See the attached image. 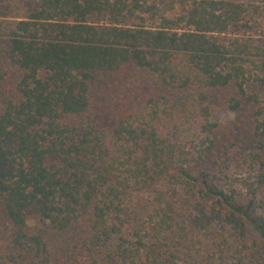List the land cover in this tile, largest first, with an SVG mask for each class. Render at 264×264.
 Listing matches in <instances>:
<instances>
[{"label": "trees", "instance_id": "16d2710c", "mask_svg": "<svg viewBox=\"0 0 264 264\" xmlns=\"http://www.w3.org/2000/svg\"><path fill=\"white\" fill-rule=\"evenodd\" d=\"M252 82L264 0H0V264H264Z\"/></svg>", "mask_w": 264, "mask_h": 264}, {"label": "rangeland", "instance_id": "374dc122", "mask_svg": "<svg viewBox=\"0 0 264 264\" xmlns=\"http://www.w3.org/2000/svg\"><path fill=\"white\" fill-rule=\"evenodd\" d=\"M97 22H105L107 21L106 18L103 19H96ZM248 89L252 92H256L259 94L261 100L264 104V85L259 84L256 82L249 83ZM232 116V113L224 108H217L213 111L212 119L219 121L220 123H224L228 118ZM30 222L32 223L33 220L31 219Z\"/></svg>", "mask_w": 264, "mask_h": 264}]
</instances>
